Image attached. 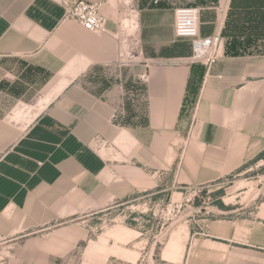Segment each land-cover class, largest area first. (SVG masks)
Segmentation results:
<instances>
[{"label":"crops","instance_id":"crops-1","mask_svg":"<svg viewBox=\"0 0 264 264\" xmlns=\"http://www.w3.org/2000/svg\"><path fill=\"white\" fill-rule=\"evenodd\" d=\"M86 1L103 3L106 33L54 0H0L6 264L51 261L87 236L70 221L144 191L183 194L264 161V0ZM221 4L219 61L168 64L192 54L175 9L200 8L206 36ZM16 115L35 116L22 127ZM213 226L187 264H264V217Z\"/></svg>","mask_w":264,"mask_h":264},{"label":"rangeland","instance_id":"rangeland-1","mask_svg":"<svg viewBox=\"0 0 264 264\" xmlns=\"http://www.w3.org/2000/svg\"><path fill=\"white\" fill-rule=\"evenodd\" d=\"M33 116L14 119L23 121V127ZM181 191H144L90 217L72 220L87 230L85 239L51 261L32 264H187L198 239L218 233L213 225L219 220L264 217V161L212 186L191 185ZM6 255L0 250V264H6Z\"/></svg>","mask_w":264,"mask_h":264},{"label":"built area","instance_id":"built-area-1","mask_svg":"<svg viewBox=\"0 0 264 264\" xmlns=\"http://www.w3.org/2000/svg\"><path fill=\"white\" fill-rule=\"evenodd\" d=\"M64 8V18L75 20L89 31L106 33L107 17L103 13V3L86 0H54ZM228 13V6L218 7V25L210 35L201 34V10L198 7L185 6L175 9L174 34L177 38L191 41L192 54L188 57L172 59L168 64H201L210 69L221 58L223 29ZM145 75L141 77L143 80Z\"/></svg>","mask_w":264,"mask_h":264},{"label":"trees","instance_id":"trees-1","mask_svg":"<svg viewBox=\"0 0 264 264\" xmlns=\"http://www.w3.org/2000/svg\"><path fill=\"white\" fill-rule=\"evenodd\" d=\"M263 158H264V157H263ZM220 192H222V191H217L216 194H218V193H220ZM195 200H196V204L199 203L198 198H195ZM217 204L220 205L221 207H225V206L223 205V203H221V202H218Z\"/></svg>","mask_w":264,"mask_h":264}]
</instances>
